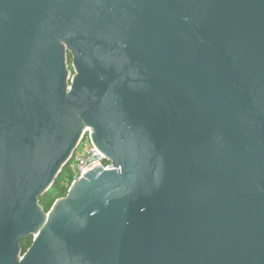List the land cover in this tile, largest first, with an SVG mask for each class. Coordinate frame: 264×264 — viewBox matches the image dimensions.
<instances>
[{"label": "water", "instance_id": "water-1", "mask_svg": "<svg viewBox=\"0 0 264 264\" xmlns=\"http://www.w3.org/2000/svg\"><path fill=\"white\" fill-rule=\"evenodd\" d=\"M0 264H264V0H0Z\"/></svg>", "mask_w": 264, "mask_h": 264}, {"label": "built area", "instance_id": "built-area-1", "mask_svg": "<svg viewBox=\"0 0 264 264\" xmlns=\"http://www.w3.org/2000/svg\"><path fill=\"white\" fill-rule=\"evenodd\" d=\"M90 131L87 129L81 136L74 153L72 155V163L70 168L74 173L73 182H75L82 174L86 173L94 166H100L101 170H112V161L103 156L90 141ZM72 182V183H73ZM71 183V184H72Z\"/></svg>", "mask_w": 264, "mask_h": 264}, {"label": "trees", "instance_id": "trees-1", "mask_svg": "<svg viewBox=\"0 0 264 264\" xmlns=\"http://www.w3.org/2000/svg\"><path fill=\"white\" fill-rule=\"evenodd\" d=\"M72 160L73 159L71 158L69 162L62 168L61 172L54 180L51 188L38 198V203L44 211L49 210L55 198L64 196L66 194L67 187L66 185H64V183L62 184L61 182L63 180H65L67 184H71L73 182L74 173L70 168ZM31 244H32L31 236L21 240L20 249L22 254H24L28 250Z\"/></svg>", "mask_w": 264, "mask_h": 264}, {"label": "rangeland", "instance_id": "rangeland-1", "mask_svg": "<svg viewBox=\"0 0 264 264\" xmlns=\"http://www.w3.org/2000/svg\"><path fill=\"white\" fill-rule=\"evenodd\" d=\"M65 69H66V73H67V76H69V78L71 79V80H74V78H77V75H78V73H77V70H76V68H75V66H74V64H73V59H72V56H71V54L70 53H68V51H66L65 52ZM88 130V131H90V134H91V136L93 135V131H92V129L90 128V127H88V126H85L84 127V131L85 130ZM84 131L82 132V134H81V136L84 134ZM81 136H80V138H81ZM80 138H79V140H80ZM79 142V141H78ZM78 144V143H77ZM62 184L64 183V185H66V194L64 195V196H60V197H57V198H55L54 200H53V202H52V205L50 206V208H49V210L52 208V206L54 205V203L58 200V199H62V198H65L66 197V195H67V193H68V191H69V189H70V187H71V185L72 184H67L66 182H65V180H63L62 182H61ZM52 186V185H51ZM51 186L49 187V189L51 188ZM48 189V190H49ZM36 207L40 210H42L44 213H48L49 212V210L48 211H44L42 208H41V206L39 205V203L37 202V204H36Z\"/></svg>", "mask_w": 264, "mask_h": 264}]
</instances>
